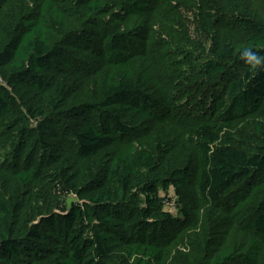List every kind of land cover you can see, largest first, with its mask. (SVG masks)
I'll list each match as a JSON object with an SVG mask.
<instances>
[{"label": "trees", "instance_id": "1", "mask_svg": "<svg viewBox=\"0 0 264 264\" xmlns=\"http://www.w3.org/2000/svg\"><path fill=\"white\" fill-rule=\"evenodd\" d=\"M0 264H264V0H0Z\"/></svg>", "mask_w": 264, "mask_h": 264}, {"label": "rangeland", "instance_id": "2", "mask_svg": "<svg viewBox=\"0 0 264 264\" xmlns=\"http://www.w3.org/2000/svg\"><path fill=\"white\" fill-rule=\"evenodd\" d=\"M186 17L188 16V18L191 20V22L194 24V18L192 17V15L191 14H188V12H184L183 13ZM191 30H192V34H193V36H195V24L191 27ZM240 127H242V129H243V127H245V126H243V125H241ZM167 130L170 132H174V131H177V133H179V129H174L173 127H167ZM239 134H241V135H244L245 136V134L243 133V132H239ZM179 135V134H178ZM185 145H184V142L181 140V144L180 145H178V151H177V153L175 154V159L176 160H179L180 159V157H181V155H179L180 154V152H182V150L183 149H185V147H184ZM14 186V184H10L9 185V188H12ZM161 195L162 196H164V194L163 193H161ZM169 198H170V202L165 206V210L167 211V212H169V213H171L173 216H178V215H180V212H181V207L178 205V199L175 197V194H174V191L173 190H171L170 191V194H169ZM38 204H40L41 206H43V210L44 211H46V210H52L53 209V206L55 207V203H54V201H52V199L51 198H48L47 199V202H46V200H40V202L38 203ZM37 204V205H38ZM46 205V206H45ZM202 218H204V216L202 217ZM186 248L185 249H188L189 247H187V246H185ZM189 250V249H188ZM183 251H185L184 249H183ZM187 252V251H186ZM191 259H194V256H192L191 257ZM190 259V260H191Z\"/></svg>", "mask_w": 264, "mask_h": 264}, {"label": "clouds", "instance_id": "3", "mask_svg": "<svg viewBox=\"0 0 264 264\" xmlns=\"http://www.w3.org/2000/svg\"><path fill=\"white\" fill-rule=\"evenodd\" d=\"M260 61L259 60H257V63H259Z\"/></svg>", "mask_w": 264, "mask_h": 264}, {"label": "bare ground", "instance_id": "4", "mask_svg": "<svg viewBox=\"0 0 264 264\" xmlns=\"http://www.w3.org/2000/svg\"><path fill=\"white\" fill-rule=\"evenodd\" d=\"M149 103V102H148ZM152 126V125H151Z\"/></svg>", "mask_w": 264, "mask_h": 264}]
</instances>
